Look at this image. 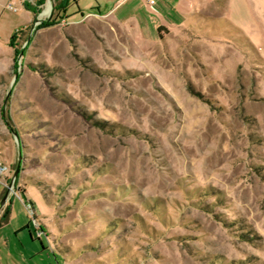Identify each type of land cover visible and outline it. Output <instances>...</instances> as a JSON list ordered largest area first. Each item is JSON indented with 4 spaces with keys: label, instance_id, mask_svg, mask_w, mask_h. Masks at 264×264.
<instances>
[{
    "label": "rangeland",
    "instance_id": "374dc122",
    "mask_svg": "<svg viewBox=\"0 0 264 264\" xmlns=\"http://www.w3.org/2000/svg\"><path fill=\"white\" fill-rule=\"evenodd\" d=\"M51 1L0 0V264H264V0Z\"/></svg>",
    "mask_w": 264,
    "mask_h": 264
},
{
    "label": "crops",
    "instance_id": "0c3cea01",
    "mask_svg": "<svg viewBox=\"0 0 264 264\" xmlns=\"http://www.w3.org/2000/svg\"><path fill=\"white\" fill-rule=\"evenodd\" d=\"M154 4H150L149 0H98L97 13L100 17H110L121 25L131 27L133 33L145 35L151 31L152 35L159 28L171 31L175 27H181L186 24V13L184 9L188 5V0H153ZM111 5L110 7H108ZM127 5L126 13L119 12L123 6ZM145 15H144V13ZM158 34L160 32L158 31ZM2 185V183H0ZM4 186V185H3ZM6 188L4 187L0 193V215L2 209L8 204L9 198L2 205Z\"/></svg>",
    "mask_w": 264,
    "mask_h": 264
},
{
    "label": "trees",
    "instance_id": "16d2710c",
    "mask_svg": "<svg viewBox=\"0 0 264 264\" xmlns=\"http://www.w3.org/2000/svg\"><path fill=\"white\" fill-rule=\"evenodd\" d=\"M40 4H43V0H40ZM69 4H70V0H61V2L58 4V6H56V10H62L63 12H66V8L69 6ZM53 20H54V18L51 20L52 22H53ZM51 21H47V22H44V23H42V25L43 26H45V25H51L52 23H51ZM42 26V27H43ZM41 27V26H40ZM161 30H162V28H159L158 29V31L159 32H161ZM16 39H17V33H15L13 36H12V38H11V41H10V44L14 47L15 45H16V43H15V41H16ZM9 203H10V201H9ZM32 205V204H31ZM6 207H8V208H6L5 209V212H4V214L6 215V217L8 216V214H9V207H10V204H8ZM6 217H4V218H6Z\"/></svg>",
    "mask_w": 264,
    "mask_h": 264
},
{
    "label": "built area",
    "instance_id": "2783aa9c",
    "mask_svg": "<svg viewBox=\"0 0 264 264\" xmlns=\"http://www.w3.org/2000/svg\"><path fill=\"white\" fill-rule=\"evenodd\" d=\"M150 4H154V1L153 0H149ZM9 168L8 166L4 165L2 163V161H0V183H3L4 187L5 188H8V190L10 191L12 185H9V183H5V180L2 182V177H4V179L6 178V176L9 174ZM12 184V182H11ZM9 185V186H8ZM20 199L21 197L18 196ZM24 204L27 206L28 209H31L32 205L30 203H26L24 201Z\"/></svg>",
    "mask_w": 264,
    "mask_h": 264
},
{
    "label": "bare ground",
    "instance_id": "6f19581e",
    "mask_svg": "<svg viewBox=\"0 0 264 264\" xmlns=\"http://www.w3.org/2000/svg\"><path fill=\"white\" fill-rule=\"evenodd\" d=\"M52 1L51 0H48V4L46 5V9L44 10L43 15H47V14H50L52 12Z\"/></svg>",
    "mask_w": 264,
    "mask_h": 264
},
{
    "label": "water",
    "instance_id": "95a60500",
    "mask_svg": "<svg viewBox=\"0 0 264 264\" xmlns=\"http://www.w3.org/2000/svg\"><path fill=\"white\" fill-rule=\"evenodd\" d=\"M50 15H51V13H50ZM50 17H51V16H50ZM15 176H16V175H15ZM14 179H15V178H14ZM9 194H10V191L7 190L6 193H5V195H4V198H3V201H2V205L5 204V201L8 199Z\"/></svg>",
    "mask_w": 264,
    "mask_h": 264
}]
</instances>
